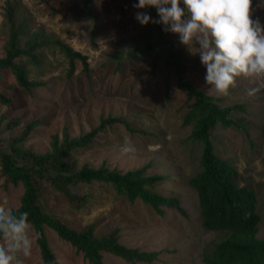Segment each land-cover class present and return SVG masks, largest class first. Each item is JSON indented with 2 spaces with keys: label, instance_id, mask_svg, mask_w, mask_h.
I'll list each match as a JSON object with an SVG mask.
<instances>
[{
  "label": "rangeland",
  "instance_id": "obj_1",
  "mask_svg": "<svg viewBox=\"0 0 264 264\" xmlns=\"http://www.w3.org/2000/svg\"><path fill=\"white\" fill-rule=\"evenodd\" d=\"M177 69L225 110L209 129L211 148L254 193L255 238L264 240V0H0V213L16 211L25 192L3 171L6 155L33 172L43 213L77 232L91 225L94 239L130 252L89 249L43 223L54 264H206L230 238L202 221L203 111ZM107 118L118 121L58 155ZM57 155L52 167L38 162ZM84 167L138 171L152 199L112 181L58 179ZM70 195L85 202L74 207ZM0 258L45 264L30 222L0 233Z\"/></svg>",
  "mask_w": 264,
  "mask_h": 264
},
{
  "label": "trees",
  "instance_id": "obj_2",
  "mask_svg": "<svg viewBox=\"0 0 264 264\" xmlns=\"http://www.w3.org/2000/svg\"><path fill=\"white\" fill-rule=\"evenodd\" d=\"M75 55L81 56L78 53H75ZM212 66L217 77L222 79V65L218 62H212ZM12 69L18 83L24 86L22 72L13 66ZM176 75L179 87L188 95L196 97V105L203 111L198 132L196 133L197 137L204 143L201 158L202 170L195 178L203 224L209 230L225 231L231 235L229 239L223 240L216 245L213 259L206 262V264H263L264 240L255 238L258 216L255 211L256 200L254 193L248 187L238 185L235 180L237 175L235 168L225 161L217 159L211 148L209 129L217 120L223 118L222 115L225 110L220 111L216 109L215 105L208 103L206 101L207 97L191 84L183 70L177 69ZM117 121V118L102 119L98 128H94L82 135L77 142H65L61 153L58 155H69L73 147L85 145L91 141L97 131L105 124ZM58 155L36 159H38V162H43L46 166L52 167V165L58 163ZM2 168L6 175L22 181L25 192L22 204L16 211L8 216L0 213V233L7 229L14 231L22 221L30 222L36 232L37 242L45 264H54V262L43 233V223L49 224L60 235L78 241L89 249L106 246L119 254L128 255L130 253L111 238L94 239L91 225H87L82 231L77 232L66 227L57 219L43 213L37 203L41 195L40 189L34 182L31 169L22 168L11 163L6 155L2 156ZM39 175L54 181V178L45 172ZM126 175L124 177L102 169L93 170L84 167L75 173L58 179L64 184L89 182L94 179L112 181L117 187H123L130 198L139 196L143 200L149 201L152 199V196L142 187V179L136 178L139 175L138 171H129ZM69 199L70 204L74 207L80 206L82 202H85L84 197H71L70 195ZM0 264H3L1 258Z\"/></svg>",
  "mask_w": 264,
  "mask_h": 264
}]
</instances>
